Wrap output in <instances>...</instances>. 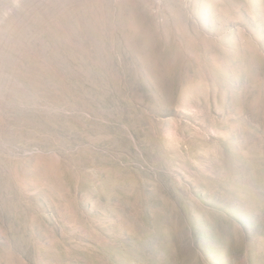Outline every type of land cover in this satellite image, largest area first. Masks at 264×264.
<instances>
[{
  "label": "rangeland",
  "instance_id": "obj_1",
  "mask_svg": "<svg viewBox=\"0 0 264 264\" xmlns=\"http://www.w3.org/2000/svg\"><path fill=\"white\" fill-rule=\"evenodd\" d=\"M0 264H264V0H0Z\"/></svg>",
  "mask_w": 264,
  "mask_h": 264
}]
</instances>
